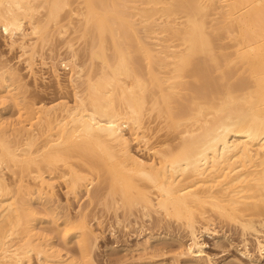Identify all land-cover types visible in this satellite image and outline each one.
Here are the masks:
<instances>
[{"label":"bare ground","instance_id":"6f19581e","mask_svg":"<svg viewBox=\"0 0 264 264\" xmlns=\"http://www.w3.org/2000/svg\"><path fill=\"white\" fill-rule=\"evenodd\" d=\"M72 1L0 0V32L4 34L10 50L15 48L21 51L18 55L21 60L25 58L24 62L30 71L33 72L36 51L45 46L49 37V23L63 21L64 16L69 18L68 25L73 22V17H77L78 21H75L79 24H74L72 34L81 32L78 38L88 35L90 39L86 41L91 40V43L88 44L85 40L83 42L90 45V55L93 56L91 59L97 57L102 61V70L98 73L100 75H94V64L91 63L93 61L90 62L93 65L88 64V67L86 62L80 64L78 61V49L74 44L81 42L80 39L83 38L75 43L66 38L68 42L65 44L69 54L64 57L62 55L63 59L59 58V64L55 60L51 65L58 81L61 76L58 65L68 70L67 81L73 89V102H40L38 106L28 102L27 106H22L21 98L25 100L24 96L28 93L23 88L27 89V84L23 82L24 79L22 80L16 65L4 56L2 57L7 60L0 58V89L5 87V96L8 95L16 108L22 106L20 111L24 110L20 112L17 109L22 114H19V120L16 119L18 125L12 126L11 131H7L11 122L7 126L0 122V264H32L34 256L38 264L61 261L62 256L56 253L57 251H51L53 247L49 245L50 242H46L47 239L43 238L46 243L42 239L38 242L32 227L27 228L28 220L25 218H29V213L25 211L28 208L24 207L23 200H19L23 199L27 189L21 198L19 191V198L14 197L10 194L13 184L4 172V169L8 168L19 175V185L22 188L27 184L24 176L33 167L36 175L31 169L32 174H29L35 175L34 178L29 174L27 176L31 178L30 181H38L39 192L36 191L42 198L45 193H52L50 190L55 187L52 181L48 182L49 178H45L42 171L47 167L50 171L51 168L55 170L56 167L59 168L58 163H62L61 167L66 169L60 173V178L67 182L65 188H68L70 193L72 191L71 194L77 195L80 188H86L90 197L93 194V184L97 185L96 181L99 184L108 181L112 202L109 199V207L106 201L107 209L115 207L116 212L118 209H129L139 204L143 209V216L151 218V213L154 212L180 222L182 228L186 229L188 238H178L180 250L175 253L178 260L213 264L212 257L206 252L207 243L204 236L225 237V234H221L216 228L215 218L218 216L215 215H219L235 221L240 226L244 242V250L241 253L253 262H262L264 0H74L80 5ZM61 26L58 28L61 29ZM63 27L66 28V24L62 29ZM69 27L57 32L58 35L62 37ZM213 30L222 33V36L225 35L224 38L232 41V45L228 43L227 47L225 43H220L219 39L222 37ZM212 31L220 37L213 35ZM68 32V35H64L69 37ZM166 33H169L168 39L163 37L162 40L161 37L166 36ZM213 36L218 38L220 46L218 42H214ZM75 37L77 38V35L73 38ZM224 38L223 40H226ZM172 39L180 42L174 44ZM94 41L99 43V49L96 48L98 43L96 45ZM105 41H109L108 49L112 44V54L104 50V46H107L103 44ZM133 42L143 50L140 54L144 53L146 68L142 64L138 65L140 59L138 62L136 56V59H133L130 55L129 44L135 46ZM216 44L223 48V51L217 48L221 51L217 52ZM223 45L227 47V51L230 47L233 51H224L226 47ZM131 51V54L136 52L133 49ZM142 62L144 63L141 60L140 63ZM42 64L47 66L48 62L43 60ZM142 66L146 69L142 70L149 74V81L138 75ZM167 67L169 71L166 70ZM141 74L143 75V72ZM188 76L194 77L196 81L195 86L190 84L195 93L193 95L197 94L200 99L206 98L207 101L196 98V103L191 104H196L197 108L192 106L196 111L190 110L196 114L191 118L189 115L187 120L183 119L193 123L190 122L192 125L183 129L178 147H154L153 143L148 147V132L151 130L148 127L150 123H145L146 115L156 112L157 119L158 115L160 117L164 113L167 114V117L163 114L165 119L169 117L174 126L175 123L176 126L182 124V120L179 121L178 118L184 117L183 112L188 104H179L181 107H176L175 111L171 108L174 105L170 106L168 102L173 97V101L177 102V88L183 91L182 87L185 85L188 89V80L184 81ZM181 84L183 86H180V89ZM21 89L26 95H20L23 93ZM176 93L178 95H175ZM189 95L190 93L186 97L182 94V97L188 98L186 101H189ZM193 95L190 97L194 101ZM169 118L167 120H170ZM150 122L152 123L151 120ZM152 134L151 136H154ZM41 138L43 143L40 144ZM135 143L148 147V150H145L149 151L150 157L137 154ZM74 157L80 159L78 162L76 160L77 163L81 161L82 164L79 165L84 167L87 164V173L83 171V167H76ZM42 165L47 167L42 168ZM57 171L59 174V169ZM34 185L30 184L28 187L33 188ZM30 192L32 193V190ZM45 203L48 204L47 201ZM25 214L28 215L25 217ZM67 220L62 222L66 224ZM121 220L117 217L118 224ZM69 221L66 226L63 224L64 228L66 227L62 228L66 232L65 235L76 229L74 235L78 238V247L85 255H92V250L99 240V233L97 234L91 222L88 223L85 219H81L78 225L72 224L71 219ZM114 229L115 227L112 229L113 235L116 231ZM249 231L256 236L258 256L250 251L249 242L247 237L245 238ZM145 243H149V239ZM82 256L80 257L84 258ZM68 261L64 264H81L76 258L69 257ZM83 263H86L84 259ZM88 264L96 263L91 260Z\"/></svg>","mask_w":264,"mask_h":264},{"label":"rangeland","instance_id":"374dc122","mask_svg":"<svg viewBox=\"0 0 264 264\" xmlns=\"http://www.w3.org/2000/svg\"><path fill=\"white\" fill-rule=\"evenodd\" d=\"M138 1L140 2V0H138ZM75 2L76 1H74V3ZM79 2H81V1L79 0ZM79 2L78 3L76 2L75 4L80 5ZM74 3H73V5H74ZM64 17H63V21L60 20V21H62L61 23H60V21H58L57 23H53V22L49 23V29L51 31L48 30L49 31V33L47 35V36H49L48 38L45 34V36L47 38L46 39L47 41H45L46 42L45 46L40 47L41 42L39 43L40 46L38 45L40 48L37 46V48H39L38 51H40V49H41V51L40 52L36 51V53H37L36 59H35L36 62L34 63L33 72L29 70L28 65L24 62L25 58L22 60L20 59L19 53H21V51L19 49H15V48L10 50L11 48L6 41L4 34H2L0 32V51L2 52V53L0 52V55L3 54L0 56V58L2 56H4L5 58L8 59V61L10 60L11 63L16 65V67L19 68L18 72L21 74L20 76H21L22 80L24 79L23 82L25 84H27V85H25V87L27 86L26 87L27 89L23 88L25 91L26 90L28 91L27 96H24V95H26V93L22 89H21V92L23 91V93L22 94L20 93V95H23L25 97L24 98L25 100H23L21 98L22 106H24L25 104H26L25 106H27L28 102L30 105L33 104L34 106L40 105L41 104L40 102H42V103L46 102V104H48V103L49 104H55V102L60 103L63 100H68L71 103L73 102V100H74L73 99V89L70 87V85L68 84V81H67V77L69 74L68 70L64 69L62 66L58 65V68L61 71L60 81H58L54 76L53 68H52L53 66L51 65L52 64L51 62L55 61V60L58 62L57 64H59V58L61 59L62 55L64 57V55L67 56L69 54L68 49H67V45L65 44L68 42L66 38H68V40H71V42L73 41L74 43L76 40L79 41L80 38H83V39H80L82 41L81 42L79 41V43L76 41L77 44H79V45H77L76 43L74 44L75 47L77 46L76 49H78L77 51H78L79 63L84 64L86 62L85 63V64H87V66L85 65L86 67H88L91 63H93L94 64L93 74L94 75H96V74L100 75L98 73H101L102 68H100V67H102L101 66L102 61L100 60V58L97 59V57H96V58H94L95 60L91 59V58H93V56L90 55V51H89L90 45H87V43L88 44L91 43V40L90 41L88 40L89 42L86 41V39H90V37L88 35L83 36V34H82L83 37L78 38V34H79V36H81L80 35L81 32L80 33L77 32V34L75 32V35H77L78 39L76 37L73 38L75 35H73L74 32H71V31H73L72 29H74V24L76 26L79 24L78 22L76 23V21H75V20H77L76 19L77 17L76 18L73 17L72 21L73 22L75 21V23L72 22L71 24L69 23V25H68L69 18L67 17V15H66L67 18H64ZM215 21H213V22H215ZM62 23H64V24L62 25ZM58 24L60 26L61 25L64 26L66 24V28L63 27V29H66V30H67V26L68 27L70 26L68 28L69 32L68 31L65 32L66 35H68L67 32L69 33V37L64 35L65 33H63L62 37L58 35L59 33H57V32H59L60 30H63L62 26H61V29L58 28V26H59ZM50 27H52V28H50ZM48 31L46 30L45 33H47ZM213 31H212V33H214L216 30L214 32ZM216 33H219V32L216 31ZM216 33H214L213 35H216ZM165 35L166 36L163 35L161 37V39L163 37H164L163 39H168L167 35H169V33H166ZM222 35L223 34L221 33L220 36L222 38L219 39L221 41L218 40V38L220 36L216 35L218 38L213 36L215 38L214 42L216 43L219 41L222 44L225 43L226 46L229 45L228 43H231L232 41H229V39L224 38L225 35L224 36H222ZM49 38H50V40H48ZM223 38L228 40L227 43H226V40H223ZM72 39H75V40H72ZM175 39H177V38L175 37ZM175 39H172L173 43L178 44L180 41L175 40ZM64 40H66V41H64ZM83 40H85L87 43H85V41L83 42ZM105 42H107V41H105ZM105 42L103 44L107 45V46H104V47H106V48H104V50H106V51L108 50V52L110 54H112L113 50L110 49V48H112V44L110 43L111 46L109 44L110 47L108 49V42L109 41L107 43H105ZM219 42H218V45H219ZM97 43L98 42H95L94 44L97 45ZM133 43L135 44V46L133 44H131L133 46H131L129 44L130 55H132L133 59L137 58L136 59L137 61H138V59H140L139 60L140 62H141V60L144 61V63L143 62L140 63L138 61L139 62L138 65L139 64L144 65L146 62L145 56L143 55L144 53L140 54V51H143V50L142 49L140 50L139 47H136L137 44L135 42H133ZM232 43H231V45H232ZM42 45H44V44L42 43ZM218 45L216 44L217 47L215 49L218 50L217 52H221L220 50H222L223 48L219 47L221 44L219 46ZM223 46H225V45H223ZM134 47H136V48H134ZM227 47H229V46H227ZM227 47L224 48V51H227L226 50ZM37 48H36V50H37ZM96 48H98V49L100 48L99 43L96 46ZM217 48H219L220 50ZM132 49H133V51L137 52V53L134 52L137 55L131 54V53H133L131 51ZM229 51H233V48L231 49V47H230ZM229 51H227V52H229ZM108 52H106V53H108ZM58 55L60 57H58ZM134 56H136V58ZM4 57H2V59ZM54 57H57V59ZM5 58L3 60H7ZM18 59L20 61H18ZM43 60L48 62L47 66H44L42 64ZM91 61H93V62H91ZM93 64H91V65H93ZM144 67L146 68L145 65H144ZM144 67L142 66L140 68L141 71L143 72V75L141 74L142 72H140V69H139L140 74L138 73V75H140V77L144 76L145 79H147L149 81L150 80V78L148 77L149 74L147 72L145 73V71H143L145 69ZM167 68H166V70L169 71V67H167ZM96 69L98 72L95 71ZM145 75L148 78H146ZM188 77L189 78L186 77V79L184 78L185 79L184 81L188 80V83H189L188 89L190 88V90L187 89V86L184 87L185 83H183L184 86L182 84L179 85V88H180V86H183L184 89H186L187 91L184 90L183 87H182L183 91H180L177 88V91H178L177 93L179 94V97L177 96L178 98L176 97V99H175V101H177V102L173 101L175 97L170 98L169 102H168L170 106L174 105L173 107L171 106V108L172 109L174 108L175 111H177V108H179L185 104H188L187 109L184 111L185 114L183 112L184 117L180 116V118H178V119H180L179 121L182 120V124L178 123L179 126H176L177 124L175 123V126H174V123H171V119L169 117L168 118L170 120H167L168 118L165 119L167 117V114H164V113L163 114L166 117L163 114H161L160 117H159V115L157 116L158 117L157 119H156V115H157L156 112H153L154 114L152 113L151 115H146L145 123H146V125L148 123H150L149 125L151 126L150 127L148 125L149 129L151 130V132H148L149 137H150V143H149L148 147H151L152 143H153L152 146H154V147H162V146H168V145L170 147H176V145H177V147H178L179 146L178 144H180V142H181L180 136H182V132L184 131L183 129H186L187 125H189V126L192 125L193 121H190V122H192L190 124V122L188 123V121H185L183 119L186 118V120H187V117H189V115L191 118L196 114V113H191L190 110L193 111L194 110L193 108H197V106L195 104L196 103L195 100H196V98L200 99V97L197 94H196V96H198V97L193 95L195 93L193 92V90L191 89V86H190L191 83L194 85L196 82L194 77H192V76H188ZM191 80H192V82H191ZM1 88L3 90L0 89L1 90L0 95H2L3 98L0 97L1 98L0 99V122L5 123L6 126L9 125V123L11 122V124H10L11 126L10 125L7 126L8 127L7 131L9 132V130L11 131L10 128H13V127L18 125L17 124L18 120H19L18 118H20L19 114H22L20 112H23L24 110L20 111V108L22 106L16 108V105L15 104L13 105V102L10 101L11 99H9V97H7L8 95L5 96V93H6V89H4L5 87L2 86ZM18 91H20V90H18ZM179 92H181V93H179ZM188 92L190 93V95H189L190 100L186 101V100H188V98H186V97H188L187 96L189 94ZM177 93L175 95H178ZM182 94L184 96H186L184 98L185 100L183 99ZM192 95L194 96L192 98H195L194 101H193V99L191 100L190 96H192ZM26 98H27V103H26ZM177 99H180L181 101L177 100ZM205 99L203 98L200 100L205 101ZM200 100H199V102H200ZM184 101H185V103H184ZM206 101H207V99H206ZM170 102L173 104H171ZM189 102H190L191 107L189 106ZM193 102H195L194 103L195 105L194 104L191 105ZM197 103H198V101H197ZM176 104L178 106H175ZM179 104H181V106ZM204 104H205V102H203V105ZM192 106H194V107L192 108ZM186 111H187V113H186ZM194 111H196V109ZM16 119H18V120L16 121ZM150 120L152 121V123L150 122ZM166 120H167V122H166ZM7 121H9V122H7ZM169 121L172 125H170ZM183 121H185L186 123L184 124ZM167 123H169V124H167ZM155 131H156V133H155ZM151 133H153L152 135H154V136H151ZM39 142H40V144L43 143V139L41 138V140H39ZM148 147H145V145H143L141 143H139V144L135 143L134 144V148H135L136 152L138 151L137 154L140 153L139 155H142V156L144 155L145 157H147V156L150 157V154H148L149 151H147ZM145 149H147V150H145ZM77 158L74 157V159H75L74 163H76L75 165H77L76 167L78 169H81L83 166L79 165V164H82V163H81V161H79V163H77L78 160H80L79 158L78 159ZM76 160H77V162H76ZM72 161H73V159H72ZM61 164L58 163L57 166L59 165V168L56 167L55 170L53 168H51L52 169L51 171H50V168L48 169L47 166L44 167V165H42V168L47 167L46 169H44V171H42L45 174L44 173H42V174L44 175L45 178H49V179H47V180H50V181H48L49 183H51V181H52L53 182L52 184L55 185V187L52 185L55 189L53 188L52 190H50V192H52V193H49V192H47V193H49L50 195H57V196H54V197H56V199L54 197H51L49 194H48V196H46L47 193H45V195H43V197H42L44 200L42 198H40V195H39L40 193H38L39 187L37 186V185H39L38 181L36 182V180H35V182H34L33 179L31 180L32 182L30 181V179L34 178L33 176L36 175L33 167H31V169L35 175L31 176V174H32L31 169L29 172L27 171L28 174L31 173V174H29V176L31 178L29 179V176H27L28 174L26 176H24V180L27 182V184H25V186L26 185L27 186L26 187L23 186L22 188H20V185H19V175L14 174L8 168L4 169L6 178L8 177L7 179L10 181L11 184H13L11 187V190H10V194H12L14 197H18V198L20 195V198H21V195H23L22 193L24 192V190L27 189L26 192H24L27 195L25 194V196L23 195L24 197L22 196L23 199H19L21 201L23 200V205L25 204L24 207L28 208V210L25 211V212L29 213V218H27L28 214H25V217L27 216L25 219L28 220V221H26L27 222V228L29 229L32 227L33 230L32 229H30V230H32V232L33 231L35 232V233L34 232L33 233L36 234L35 238L38 239L37 240L38 242L40 241L39 239H42V241L44 243L47 242L49 244V242H50L49 245L50 246L52 245V247H53L51 249V251H53V252L57 251L56 253H60V255L62 256L61 261L60 260L51 261V263L49 262L50 264H60V263L64 264V262L67 263V262H69L68 261L69 257H70V259L76 258V260H78L81 264H88L89 261L91 263V260H93L96 264H206V262H203V261L198 262V261H191V260H183V259L178 260V259H176L175 253L180 250V242L178 239L179 236L183 237L184 239L188 238L187 231L185 228H182L183 226L180 222L174 220V218H171V219L170 218L168 219L166 217L164 218L163 215H161V214L159 215L158 213L154 214V212L151 213V215H152V216L150 215L151 218L147 217V216H143V214H144L143 209H141L142 207H140L139 204H138V206H132L131 207L132 209L131 208L128 209L127 207H124L125 209L124 208H121L120 210L118 209V210H116L117 213L114 210L115 207H114L113 203H112L113 204L112 206L114 208H111L112 210L107 209L106 208V204H107L106 201H108L107 206L110 207L109 199L112 198L108 192L109 191L108 181H107V183H106V181L104 183L102 182V184H99L98 181H96L97 185L93 184L94 188H93V186L91 188V191L93 192V194L91 193L92 196H90V197H89L90 194L88 192L86 193V188L84 189L83 187L82 188L84 190H82L80 188L77 191L78 192L77 195H75L76 193L71 194L72 191L70 190L71 191V193H70V192H68L69 189L65 188L67 186L66 185L67 182L64 181V178H62V177H61L62 179L60 178V175H61L60 173H62L63 170H64L63 172L66 171V169L64 167H61V166H63ZM86 166H87V164L83 167L84 172L87 171L85 168ZM60 167L62 169H60ZM47 169L50 171V173L47 172L48 171ZM57 169H59V174H58ZM53 170H54V172L57 171V173L56 172L54 173ZM35 171L37 172L36 169H35ZM26 177H28L27 178L28 181L26 180ZM33 183L36 185H34ZM30 184L34 185L33 188H31L30 186L28 187V185H30ZM106 184L108 186H106ZM101 185H103V186H101ZM35 186H37V187L35 188ZM97 187H99V188H97ZM29 188H31L30 191L32 190L33 194L29 191ZM33 190H34V192H33ZM36 190H38V192ZM80 190H82V191H80ZM94 190L96 192H94ZM102 190L103 191L105 190V192H102ZM18 191H19V195H18ZM20 192H21V194H20ZM27 192H29V193H27ZM101 193L105 197H103V195H101ZM153 193H155V192H153ZM66 195H67V197H66ZM34 196L35 197L37 196V197L35 198ZM24 198H25V200H24ZM37 198L42 199L43 201L39 200ZM50 198H53L54 200L52 199L53 200L52 201V200H50ZM90 198H92V199H90ZM116 198H118V195L116 196ZM104 200H105V202H102ZM46 201L48 202V204L45 203ZM49 201H51V202H49ZM55 201L57 202V204ZM110 202H112V199L110 200ZM49 204H51V205H49ZM135 205H137V204H135ZM30 207L32 210L30 209ZM49 209H50V211H49ZM124 210H126L125 212L127 214L124 212ZM108 211H110V212H108ZM31 213H32V215H31ZM58 216L61 218H59ZM65 216H67L68 218ZM216 216H218V217H216ZM55 217H58V219L57 218L55 219ZM79 217H81V218L79 219ZM117 217L122 219L121 223H119V224L117 223ZM215 217H216L215 218V222H216L215 224H217L216 228H217L218 232H220L221 234L222 233L225 234V237L214 238L211 235H205L204 236V240L207 243L206 252H208V254L212 257L213 264H230V263L231 264H234V263L235 264H264V260L262 262H253L241 253V251L244 250V245H243L244 242H243V238L241 236V234H243V233H242V230L239 228L240 226L237 225L238 223H236L235 221H230L227 218H224L223 216H222L223 218L219 215H215ZM69 218L71 219V223L73 222L72 224H76V225H78V223L80 222L81 219H85L88 223L91 222L90 224L93 225V227H94L93 229L96 230L95 232L99 233V236H98L99 240L97 239L98 242L96 243L94 250L91 249L92 255L89 254L90 257L92 256L91 257L92 259L89 258L88 255H85V252H83L82 249L80 247H78L79 246L77 244L78 238L76 235H74V231L76 229H72V231L70 230L69 232H67L68 233L67 235H65V233H66L65 230H62V228L63 229L66 228V227L64 228L63 224H65V223L62 221H65L66 219H68L66 221V224H67L68 222H70ZM213 218H214V215H213ZM114 219H116V220H114ZM66 224H65V226H66ZM72 226H74V225H72ZM114 227H115L114 230H116V231L114 232L115 234L113 235L112 229ZM70 232L73 233L72 235H74V236H72ZM63 235L67 236V237L64 238ZM36 236H38V237L40 236V237L38 238ZM75 236H76V238H75ZM43 238H45V240L47 239V241L45 242V240ZM147 238L149 239V243H145V241L148 240ZM245 238L249 242L248 245H249L250 251L255 253L256 256H258L259 250L257 247L255 234H253L252 232L249 231L248 235L245 234ZM59 249L61 250V252ZM69 253H71V255ZM80 256H82L84 258H81ZM33 258H34V260H32V264H38V261H37V259H35V256ZM87 258H89V259H87ZM83 259H84V262H86V263H83ZM86 259L88 260V263H87ZM62 261H63V263H62ZM177 261H179V262H177Z\"/></svg>","mask_w":264,"mask_h":264}]
</instances>
